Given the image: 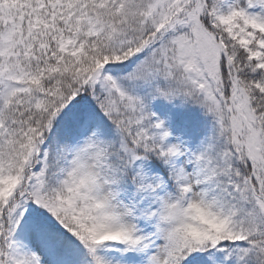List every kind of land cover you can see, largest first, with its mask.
<instances>
[{
  "label": "snow or ice",
  "instance_id": "snow-or-ice-1",
  "mask_svg": "<svg viewBox=\"0 0 264 264\" xmlns=\"http://www.w3.org/2000/svg\"><path fill=\"white\" fill-rule=\"evenodd\" d=\"M0 264H264V0H0Z\"/></svg>",
  "mask_w": 264,
  "mask_h": 264
}]
</instances>
